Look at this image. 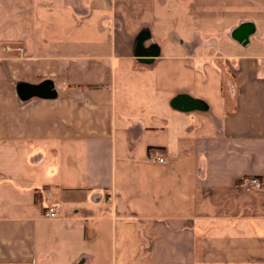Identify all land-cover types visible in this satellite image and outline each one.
Returning <instances> with one entry per match:
<instances>
[{
    "label": "crops",
    "instance_id": "1",
    "mask_svg": "<svg viewBox=\"0 0 264 264\" xmlns=\"http://www.w3.org/2000/svg\"><path fill=\"white\" fill-rule=\"evenodd\" d=\"M0 264H264V0H0Z\"/></svg>",
    "mask_w": 264,
    "mask_h": 264
},
{
    "label": "water",
    "instance_id": "2",
    "mask_svg": "<svg viewBox=\"0 0 264 264\" xmlns=\"http://www.w3.org/2000/svg\"><path fill=\"white\" fill-rule=\"evenodd\" d=\"M28 92H26L28 95H40L44 97H51L54 95V92L52 90V82L51 81H44L36 86H29L26 88ZM171 106L173 108L184 110V111H190L197 108L204 107L201 102L198 100L193 99L189 95H178L174 97L171 101Z\"/></svg>",
    "mask_w": 264,
    "mask_h": 264
},
{
    "label": "built area",
    "instance_id": "3",
    "mask_svg": "<svg viewBox=\"0 0 264 264\" xmlns=\"http://www.w3.org/2000/svg\"><path fill=\"white\" fill-rule=\"evenodd\" d=\"M147 160L155 163H164L165 158L157 152H150L147 155ZM244 188L247 192L256 191L263 187L262 182L256 177L246 178L243 182ZM44 216L53 218L57 216V211L53 206H47L43 212Z\"/></svg>",
    "mask_w": 264,
    "mask_h": 264
}]
</instances>
